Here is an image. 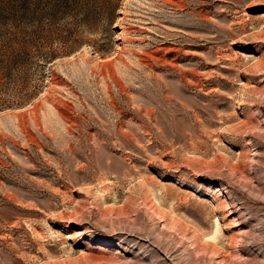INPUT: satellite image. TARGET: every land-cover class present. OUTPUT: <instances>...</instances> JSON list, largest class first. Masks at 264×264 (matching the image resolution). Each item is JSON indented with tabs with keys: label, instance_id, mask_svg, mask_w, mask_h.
I'll return each instance as SVG.
<instances>
[{
	"label": "rangeland",
	"instance_id": "1",
	"mask_svg": "<svg viewBox=\"0 0 264 264\" xmlns=\"http://www.w3.org/2000/svg\"><path fill=\"white\" fill-rule=\"evenodd\" d=\"M0 264H264V0H0Z\"/></svg>",
	"mask_w": 264,
	"mask_h": 264
}]
</instances>
